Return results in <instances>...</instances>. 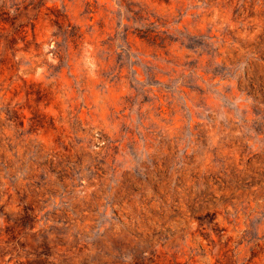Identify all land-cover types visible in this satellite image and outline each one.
Wrapping results in <instances>:
<instances>
[{
  "label": "rangeland",
  "instance_id": "1",
  "mask_svg": "<svg viewBox=\"0 0 264 264\" xmlns=\"http://www.w3.org/2000/svg\"><path fill=\"white\" fill-rule=\"evenodd\" d=\"M0 264H264V0H0Z\"/></svg>",
  "mask_w": 264,
  "mask_h": 264
}]
</instances>
